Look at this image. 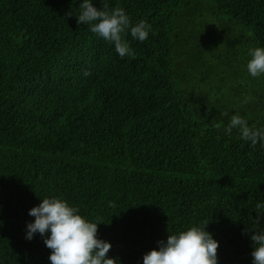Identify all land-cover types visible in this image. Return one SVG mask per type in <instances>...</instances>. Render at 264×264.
<instances>
[{
	"label": "trees",
	"instance_id": "obj_1",
	"mask_svg": "<svg viewBox=\"0 0 264 264\" xmlns=\"http://www.w3.org/2000/svg\"><path fill=\"white\" fill-rule=\"evenodd\" d=\"M108 2L156 33L125 34L133 56L77 24L81 0H0V264H50L25 232L52 195L103 221L122 264L207 221L218 264H252L264 147L223 129L264 126V75L246 69L264 0Z\"/></svg>",
	"mask_w": 264,
	"mask_h": 264
},
{
	"label": "clouds",
	"instance_id": "obj_2",
	"mask_svg": "<svg viewBox=\"0 0 264 264\" xmlns=\"http://www.w3.org/2000/svg\"><path fill=\"white\" fill-rule=\"evenodd\" d=\"M100 3L101 7L97 8L93 0H81L75 15L77 24L88 25L92 33L114 45L121 58L134 55L125 34L139 42L146 41L150 32L156 35L152 25L143 19L133 24L123 7H110L108 0ZM248 55V74L264 75V46L249 49ZM221 115L228 116V113ZM233 129L242 141L253 147L258 143L264 147V126L250 127L246 118L234 113L223 131L231 135ZM254 209L257 216L246 232L252 243V264H264V225L260 223L264 202L256 203ZM28 215L34 220L26 224L25 239L31 240L38 233L51 250L50 264H122L118 257L107 255L111 242L97 237L98 224L103 221L89 220L63 197L52 195L40 199L38 205L28 210ZM208 223H195L174 233L168 231L166 240L157 241V247L143 255L142 264H218L219 241L206 230Z\"/></svg>",
	"mask_w": 264,
	"mask_h": 264
}]
</instances>
